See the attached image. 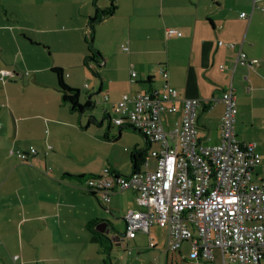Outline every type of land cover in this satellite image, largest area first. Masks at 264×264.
Returning <instances> with one entry per match:
<instances>
[{"label":"crops","instance_id":"obj_1","mask_svg":"<svg viewBox=\"0 0 264 264\" xmlns=\"http://www.w3.org/2000/svg\"><path fill=\"white\" fill-rule=\"evenodd\" d=\"M115 3L112 15L93 23L92 43L95 39L93 46L103 57L97 76L85 66L89 18L110 0H0V70L15 72L10 80L0 79V264H14L13 255L23 264H113L108 252L119 245L122 234L111 230L100 244L92 240L86 223L97 218L125 229L124 214L145 208L136 204L137 193L131 189L114 191L103 202L100 193L84 190V180L77 176H96L104 168L129 175L135 150L145 155L139 170L153 171L156 158L150 152L161 149L160 142L130 125L113 124L123 94L159 93L166 83L178 99L200 98L206 104L231 86L235 134L242 142L256 143L261 161L253 181H264V0ZM241 12L246 16L240 17ZM167 28L181 34L167 35ZM239 47L256 64L236 63ZM54 67L79 90L80 103L94 102L91 109L79 113L62 102ZM223 111L222 102L199 108L201 145L220 142ZM179 117L180 110L161 116L166 129ZM31 147L36 152L25 160L9 153ZM104 225L98 224L97 231L106 234ZM152 226L139 233L154 242L148 245L149 257L166 264L175 250L164 253L165 232L161 228L159 242L151 235ZM137 234L124 242L128 245ZM183 242L191 253L190 241H182L176 252L181 255ZM139 260L136 256L130 264Z\"/></svg>","mask_w":264,"mask_h":264},{"label":"built area","instance_id":"obj_2","mask_svg":"<svg viewBox=\"0 0 264 264\" xmlns=\"http://www.w3.org/2000/svg\"><path fill=\"white\" fill-rule=\"evenodd\" d=\"M245 16V12L240 13V17ZM166 33L181 34L174 28H167ZM223 44L235 47L232 42ZM256 62L238 48L236 63L252 67ZM14 75L13 70H0L1 80ZM135 75L132 71L131 77ZM163 75L166 77V72ZM217 102L224 105L220 142L204 146L197 137L198 110ZM206 104L200 98L178 99L176 90L166 83L159 93L123 94L116 103L118 116L113 123L126 122L151 141L160 142L161 149L151 152L156 169L123 175L104 168L85 181V189L100 193L103 202H108L114 191L131 189L137 193L136 204L145 209L124 214L128 238L157 225L165 232L164 253L177 250L182 241H190L193 258L213 261L218 249L221 264H264V182L257 184L251 178L261 155L255 142H242L235 134L237 109L231 86ZM178 110L179 119L166 129L162 114ZM35 152L31 147L30 153ZM26 156L17 153L20 159ZM148 245L154 246V242Z\"/></svg>","mask_w":264,"mask_h":264},{"label":"trees","instance_id":"obj_3","mask_svg":"<svg viewBox=\"0 0 264 264\" xmlns=\"http://www.w3.org/2000/svg\"><path fill=\"white\" fill-rule=\"evenodd\" d=\"M115 10H116L115 0H110V4L107 7L102 8V9L101 8L97 9V12H96L97 14H95L94 17H90L89 18V25L91 27V34L89 36V40L87 41V44H88V49L90 51V54L85 59V66L92 72V74H95L97 76L99 75L98 69H99L101 63L103 62V57H102L101 53L97 49L94 48L93 43H92V41H93V34H92V31H93V23L99 22L103 18L112 15L115 12ZM89 62H94L95 63L94 66H92V67L89 66ZM52 71L57 76V88L61 92V100H62L63 103H67L69 105V107H70L71 110L77 111L79 113H84L85 110L87 111L88 109H91L94 106V102H89V101H87L85 103H80L79 102V90L76 89V88L70 87L64 81V79H63V73H62V71H61L60 68L54 67L52 69ZM10 79L11 78H9L8 80H10ZM5 80H2V81L5 82ZM145 92H152V91H145ZM112 122H113V119H112ZM124 123H126V122H123L122 124H124ZM122 124L117 125V126H121ZM126 124H128V123H126ZM128 125H130V124H128ZM132 128L135 129L134 127H132ZM197 128H198V126H197ZM218 129H219V127H218ZM136 131H139V130H136ZM139 132L142 133L141 131H139ZM143 135H145V134H143ZM147 139H149V138L147 137ZM18 152L27 154V156H28L29 153H30V149H29V152L28 151H26V152L25 151H20V150H16V151L10 150L9 151V153L15 155V157L17 159H19V160H25L27 158V156H26L25 159H20V158L17 157V153ZM151 152H150V154H151ZM144 156H145L144 153L142 151H140V150H135L134 152H132V154H131V160H132V164H133V171L131 173H134L136 171H140L139 168L144 163V159H145ZM48 169H50V167ZM115 173H117V172H115ZM252 173H253V171H252ZM91 177H93V175L92 176L91 175L90 176H86V177L84 175L77 176L78 179L84 180V187H83L84 190H86L85 189L86 188V182L85 181L88 178H91ZM251 178L253 180V175L252 174H251ZM262 182H264V181H262ZM257 184H259V183H257ZM88 192L93 193L91 191H88ZM93 194H96V193H93ZM100 223H103V224H106V225L109 226V222L108 221L95 218L93 220L88 221L86 223V227L89 230V232L91 233L92 240L93 241H96V242H99L100 244H102L103 243L102 239L103 238L104 239H108V236L105 233H102L100 231H97L96 227ZM121 237H122V240L123 241L120 239L121 241H120L119 245H121V243H124V239L125 238L132 239V238L126 237L125 229H124V232L122 233V236ZM125 245H127V244H125ZM128 253H130V251H128ZM12 259H13L14 264H17V263L23 264V262L21 261L19 255H13L12 256ZM263 261H264V259H263ZM207 262H209V261H207ZM210 262H212V261H210Z\"/></svg>","mask_w":264,"mask_h":264},{"label":"rangeland","instance_id":"obj_4","mask_svg":"<svg viewBox=\"0 0 264 264\" xmlns=\"http://www.w3.org/2000/svg\"><path fill=\"white\" fill-rule=\"evenodd\" d=\"M98 36H100V32L98 33ZM93 43L95 45L96 43L95 39ZM108 48H109V51L114 50V47L110 46V47H107V49ZM90 77H94V76L91 75ZM98 82H100L99 79H98ZM97 102L99 104L101 100H97ZM123 229H124L123 224L121 226L120 225L115 226V230L118 233L122 234ZM162 232L163 230L159 227L152 226L151 228L152 237L156 240L158 238L159 242L161 241L160 235ZM148 241H149V235L138 232L135 240L126 241L128 245H125L126 244L125 242L121 243V245H115V244L111 245L110 247L111 249L109 250L108 253L110 254V251H112V253L109 258L112 259L113 264H114V261H118L117 264H130L132 258L139 256L140 260L136 264H142L144 261H145V264H153L154 260L151 257H149V252H151L152 249L148 248ZM128 251H130V254L128 253ZM181 255L177 253L175 250L174 252L169 254L166 264H221L222 262L218 254V251L216 249L214 250V256H215L214 262H207L205 260L193 258L190 253L189 244L186 242H183L181 245ZM109 258H108V262L110 263ZM160 260H158L159 263L158 262H154V263L162 264L160 263ZM231 264H237V263L232 262Z\"/></svg>","mask_w":264,"mask_h":264},{"label":"water","instance_id":"obj_5","mask_svg":"<svg viewBox=\"0 0 264 264\" xmlns=\"http://www.w3.org/2000/svg\"><path fill=\"white\" fill-rule=\"evenodd\" d=\"M89 98H90V97H89ZM111 230H115V227H113L112 225H110V226L104 225V230H103V231H105L106 234H109V232H110ZM115 231H116V230H115Z\"/></svg>","mask_w":264,"mask_h":264}]
</instances>
